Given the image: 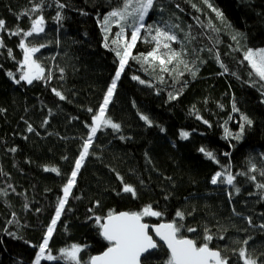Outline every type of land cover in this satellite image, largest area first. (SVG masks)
Instances as JSON below:
<instances>
[{
    "label": "trees",
    "instance_id": "1",
    "mask_svg": "<svg viewBox=\"0 0 264 264\" xmlns=\"http://www.w3.org/2000/svg\"><path fill=\"white\" fill-rule=\"evenodd\" d=\"M34 4L41 10L26 14ZM122 6L123 0H0L6 29L0 32L5 45L0 48V264H33L39 254L91 134L88 126L119 68L112 41L122 21L105 31L104 18ZM38 15L44 16L40 35L9 34L30 30ZM126 22L123 36L129 41L133 26ZM143 23L106 109L120 130L102 127L93 137L49 240L50 254L60 256L75 244L82 249L80 264H87L109 246L97 216L103 222L110 211L140 212L151 205L162 216H145V223L194 227L196 232L181 235L198 244L208 229L214 237L209 246L230 257L229 264H237L241 248L264 260V230L255 227L264 223V189L257 187L264 184V81L244 59L249 49H264V0H155ZM157 28L176 36L171 49L180 56L166 65L169 72L160 71L159 61L143 60L155 48ZM21 39L45 45L34 55L45 68L44 79L32 84L16 83L24 58ZM167 52L162 48L160 54ZM241 124L244 132L236 139ZM252 165L256 171H250ZM216 172L235 176L239 193L227 184L212 185ZM124 184L135 188V197L122 191ZM177 211L185 214L183 221ZM158 245L142 264H167L169 252ZM40 264L72 262L42 259Z\"/></svg>",
    "mask_w": 264,
    "mask_h": 264
},
{
    "label": "snow or ice",
    "instance_id": "2",
    "mask_svg": "<svg viewBox=\"0 0 264 264\" xmlns=\"http://www.w3.org/2000/svg\"><path fill=\"white\" fill-rule=\"evenodd\" d=\"M155 0H123L122 8L111 11L108 16L104 18V24L108 25L109 22L116 18L117 21L129 20L133 26V31L131 34V42L125 41L121 49V37L124 33V28L121 27L120 33L117 34L116 39L112 41L113 44L117 45L116 55L119 57V68L115 73V78L112 81L111 87L107 90V93L103 99V102L98 109V112L92 117V124L89 125L91 134L85 139L82 146V151L79 158L75 161L74 170L71 172L70 177L63 188V198H61L57 204L55 217L51 221V225L48 227L45 238L42 244L39 245V254L36 256V264H40L41 259H47L52 261H57L58 259H67L72 262V264H80L78 254L82 251L81 247L73 244L70 248L62 249L61 255L58 258L50 254L48 249L49 240L53 234L57 221L59 220L62 211L67 203L68 196L73 188L78 172L82 167V163L89 154V147L92 143L93 137L96 135L97 131L102 127H110L115 131L120 130V125L114 123L110 118L106 117V109L111 101V98L116 88V82L120 79L121 73L124 71L125 65L128 62L129 57L132 56L131 49L135 46L136 41L139 37L140 30L145 27L143 21L147 16L150 9L153 8ZM207 3V0H205ZM42 5L34 4L30 13H37L41 10ZM59 8H63V4L58 5ZM211 7V5H209ZM215 11V9H214ZM217 16L223 19L222 14L217 12ZM59 21L60 16L56 17ZM6 31L5 21L0 20V32ZM107 31V28H105ZM44 32V16L38 15L32 19L30 30L17 29L15 32H10V35H21L23 37H32L35 35H40ZM107 40V37H105ZM152 40L155 41V48L153 51L147 53L143 56L144 62L159 61L160 71L169 72L171 71L166 65L172 63L174 58H179L180 53L171 49L170 42L176 40V36L164 31L160 28L155 29V34L152 35ZM107 47V43L105 44ZM3 39L0 38V48H4ZM19 47L23 50L24 58L21 63V75L16 83L21 80L26 81L28 84H32L35 80L44 79L45 68L34 59V54L40 52L41 48L45 47L44 44L39 46L30 45L25 43L24 39H21ZM166 49L168 52L166 54H160L161 49ZM8 54L11 56V49H8ZM133 59H138L137 57H132ZM251 66L252 71L259 78V80L264 81V49L253 51L249 49L244 56ZM184 63V61H180ZM188 65L185 64V68ZM223 68L224 66L221 65ZM26 69V70H23ZM62 71V70H61ZM227 71V69H225ZM9 77H13V73H7ZM193 75L195 72L193 71ZM133 79H138V77H133ZM144 83V81H140ZM55 91V89L53 90ZM56 95L60 97L61 100L65 99L60 92H56ZM175 99L176 97H171ZM2 111V110H0ZM91 112L92 110L89 109ZM233 111H238L235 104H233ZM147 124L151 125V121L147 116H141ZM242 120L245 124L251 125L252 121L247 116H242ZM205 123H207L205 121ZM28 131H33L32 127L29 125ZM163 131V129H162ZM244 132V124L240 126V134L235 138L239 139ZM181 138L187 139L189 136L188 132H181ZM15 151V149H13ZM199 151L204 154L209 160H216V157L211 151H206L204 148H200ZM227 155V153H226ZM218 162V161H217ZM255 165H252L250 171H256ZM45 171H57L56 169H45ZM227 172V169H225ZM264 175V172L261 173ZM122 179V178H121ZM250 179L255 180V176L250 177ZM235 176L228 173L225 175L222 172H216L211 178L210 183L216 185L218 183L227 184L235 188V192L238 194L240 189L235 187L234 184ZM258 188L264 189V184L257 185ZM122 191L125 193H130L133 197L136 196V190L131 185L124 184ZM264 195V193H262ZM232 193H229V199H231ZM239 215V214H237ZM161 217L162 213L156 211L151 205L145 206L140 212H120L115 213L110 211L103 222L102 218L97 216L96 222L101 229V236L108 243L107 249L100 255L92 256L89 258L87 264H141V257L144 256L145 260L148 259L145 256L150 250L158 248V243L153 239L152 235L149 234V225L143 222V217ZM185 214L182 211L176 212V217L179 221H183ZM247 223L252 225L251 218H246ZM262 230H264V223L256 225ZM196 232L197 229L194 227L184 228L182 223L173 221L170 223H162L154 227V232L160 241H163L169 252V258L167 264H229L230 257L223 255L219 248H211L209 245L214 239L213 235L209 234V230L205 229L203 235V243L198 244L196 239L187 238L181 235L182 231ZM223 239V237H219ZM249 238L243 240V244L247 245L249 243ZM240 243V241H237ZM47 253V254H46ZM264 255V254H262ZM237 256V264H264V260H260L259 257H254L252 253H249L247 248H241Z\"/></svg>",
    "mask_w": 264,
    "mask_h": 264
},
{
    "label": "rangeland",
    "instance_id": "3",
    "mask_svg": "<svg viewBox=\"0 0 264 264\" xmlns=\"http://www.w3.org/2000/svg\"><path fill=\"white\" fill-rule=\"evenodd\" d=\"M120 22L121 21H117V19L116 18H113L110 22H109V24L108 25H105L104 24V30H105V28H107V31H109L110 29L109 28H111V26H113V25H119L120 24ZM128 24H127V22H126V20L125 21H122V24H121V27H123L124 28V26H127ZM129 26V25H128ZM124 31H125V29H124ZM123 38H122V45L124 44V42H125V40L127 39V38H124V36H122ZM127 42H131V39H129V41L127 40ZM131 51H132V49H131ZM35 55V54H34ZM34 58V57H33ZM58 258L60 257V256H57ZM78 257H79V254H78ZM42 260V259H41ZM58 260H65V261H68L67 259H58ZM49 261H52V260H49ZM33 264H36V260L34 261V263Z\"/></svg>",
    "mask_w": 264,
    "mask_h": 264
},
{
    "label": "water",
    "instance_id": "4",
    "mask_svg": "<svg viewBox=\"0 0 264 264\" xmlns=\"http://www.w3.org/2000/svg\"><path fill=\"white\" fill-rule=\"evenodd\" d=\"M144 222V221H143ZM145 223V222H144ZM149 225V234L150 235H152V237H153V239L157 242V243H160L165 249H167V247H166V245L164 244V242L163 241H160L159 240V237H157L156 235H155V232H154V227L155 226H158L157 224H155V225H150V224H148ZM158 249V248H157ZM157 249H154V250H150L149 251V253H146L145 254V256H148V254H151V253H154V252H156L157 251ZM168 251V250H167ZM145 257L144 256H142L141 257V264H142V260L144 259Z\"/></svg>",
    "mask_w": 264,
    "mask_h": 264
}]
</instances>
